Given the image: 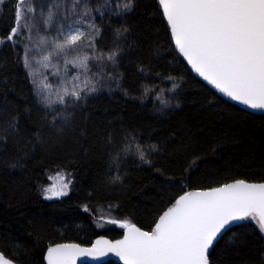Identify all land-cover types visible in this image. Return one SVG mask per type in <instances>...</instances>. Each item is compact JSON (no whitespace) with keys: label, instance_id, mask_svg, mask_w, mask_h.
<instances>
[{"label":"trees","instance_id":"1","mask_svg":"<svg viewBox=\"0 0 264 264\" xmlns=\"http://www.w3.org/2000/svg\"><path fill=\"white\" fill-rule=\"evenodd\" d=\"M17 1L6 0L0 11V252L6 258L44 264L53 245L121 236L124 228L98 229L101 218L152 231L187 191L264 182V115L225 101L190 72L158 0H132L117 15L92 12L99 30L91 43L92 74L102 75L106 88L93 79L95 91L51 110L37 103L24 69L23 31L7 39ZM172 85L180 87L179 106L152 114L151 99ZM56 171L71 177L67 195L46 200L43 190ZM209 264H264L256 222L229 229Z\"/></svg>","mask_w":264,"mask_h":264},{"label":"snow or ice","instance_id":"2","mask_svg":"<svg viewBox=\"0 0 264 264\" xmlns=\"http://www.w3.org/2000/svg\"><path fill=\"white\" fill-rule=\"evenodd\" d=\"M79 2L74 0L77 6ZM29 3L30 0H22L17 5V26L12 28L8 40H13L21 27L31 31L36 26L27 23L32 18L23 15L24 5ZM131 3L132 0H127L125 10L131 9ZM159 4L177 49L192 68L232 100L252 109H264V0H159ZM58 10L59 5L49 7L43 21L46 27ZM22 19L26 21L23 26ZM83 36L79 27L69 24L65 29L61 25L54 38V50L70 56ZM87 59L86 56L80 59L79 65L87 67ZM65 63L75 65L77 61ZM25 67L31 65L26 61ZM36 87L45 106L51 105L54 101L41 91L49 86L41 82ZM81 91L76 85L70 92L65 88L56 102L65 103L68 96L80 100ZM140 159H144L143 153ZM67 188L68 184L60 189L45 188L44 199L65 196ZM249 217L258 219L259 229L264 232V183L237 180L209 191L180 196L159 217L152 231H142L134 224L123 222L120 227L127 230L124 239L114 244L106 240H98L91 248L58 244L48 248L46 260L47 264H75L77 256H96L110 251L123 264H209V249L214 241L231 228L232 222ZM0 264L13 262L0 254Z\"/></svg>","mask_w":264,"mask_h":264},{"label":"rangeland","instance_id":"3","mask_svg":"<svg viewBox=\"0 0 264 264\" xmlns=\"http://www.w3.org/2000/svg\"><path fill=\"white\" fill-rule=\"evenodd\" d=\"M5 1L6 0L0 2V11L1 5ZM21 3L22 0L17 1V5ZM126 3L127 0H80L77 6L74 4V0H30L29 4L24 5L23 15L32 18L27 21V23L35 24L36 26L33 27L31 31H29L27 27L20 28V32L23 31V34H21L23 48L22 63L32 85L36 101L40 107L45 110H51L64 104L56 101H58V94H62L65 88L70 92L73 86L76 85L78 89H83L80 93L81 95L85 91L89 93L93 92L90 91V89H93V79L100 80L102 83L98 88L106 84L102 75L98 79V77L94 78L92 74V72H94L92 62L96 61V57L91 43H93L98 35L97 28L92 19V12L98 11L103 13L108 10L113 11L116 15L121 14L127 11L125 10ZM53 4L59 5L58 14L55 15L53 22L46 27L43 21L47 18L48 9ZM29 8L33 10L29 11ZM15 10L17 11V6ZM53 11L56 12L57 10L54 8ZM76 21H79V23H76ZM25 23L26 21L22 19L21 25L23 26ZM69 24H71L73 28L79 27L84 33V36L78 48L73 51L70 56H65L54 50V38L57 36V29L61 25L67 29ZM16 26L17 24L15 22V27ZM29 49L31 51H29ZM26 53H28L27 56ZM45 56L48 57V60L44 59ZM85 56L88 57L85 61L87 67L79 65V60L83 59ZM66 60H76L77 63L75 65L73 63H65ZM90 60L92 61L90 62ZM26 61L31 65L30 68L25 67ZM30 72L32 75H30ZM41 82L49 86L47 89L41 90L42 94L54 101L47 107L37 95L36 85ZM102 87L106 88L104 86ZM179 94L180 87L178 85L159 89L156 95L151 99L152 105L150 112L154 115L163 116L175 110L179 106ZM69 99L74 98L71 96L65 97V101ZM70 178V175L56 171L49 175V183L46 188L60 189L63 184H68L69 188ZM100 221L104 223L98 224L97 227L102 231L106 224L112 228L122 229L120 224L123 222L109 218H101ZM110 221H114V223Z\"/></svg>","mask_w":264,"mask_h":264},{"label":"water","instance_id":"4","mask_svg":"<svg viewBox=\"0 0 264 264\" xmlns=\"http://www.w3.org/2000/svg\"><path fill=\"white\" fill-rule=\"evenodd\" d=\"M158 4H159V0H158ZM159 7H160V9H161V13H162V16H163V18H164V20H165V22H166V24H167V26H168V29H169V33H170V36H171V30H170V27H169V25H168V23H167V19H166V17L163 15V9H162V7H161V5L159 4ZM171 40H172V44H173V46H174V48H175V50H176V52H177V54L179 55V57L182 59V61L185 63V65L188 67V69L190 70V72L200 81V82H202L206 87H208L210 90H212L217 96H219L220 98H222V99H224L225 101H227V102H229V103H231V104H233V105H235V106H237V107H239V108H241V109H243V110H245V111H248V112H250V113H254V114H262V115H264V109H252V108H250V107H248L247 105H244V104H241V103H239L238 101H235V100H232L230 97H228V96H226L224 93H222V92H220L218 89H216L212 84H210L208 81H206V80H204L203 79V77H201L193 68H192V66L188 63V61L183 57V55H181L180 54V52H179V50L177 49V47H176V45H175V42H174V40H173V38H172V36H171ZM237 181V180H236ZM236 181H233V182H230V183H227V184H232V183H235ZM245 182H247V181H245ZM247 183H264V182H247ZM225 185V184H224ZM224 185H222V186H224ZM222 186H218V187H222ZM215 188H217V187H215ZM211 189H213V188H209V189H204V190H193V191H187V192H185V193H183V194H181L180 196H183V195H185L186 193H188V192H197V191H209V190H211ZM180 196H178L176 199H175V201L180 197ZM175 201H174V203L171 205V206H169L168 208H170V207H172L174 204H175ZM167 208V209H168ZM167 209L165 210V211H167ZM164 211V212H165ZM163 212V213H164ZM162 213V214H163ZM161 214V215H162ZM160 215V216H161ZM247 219H252L251 217H249V218H246L245 220H247ZM158 220H159V218H158ZM158 220L156 221V223L158 222ZM245 220H242V221H234V222H232V225H231V228L230 229H232L233 227H235V226H238V225H240L241 223H243ZM255 222H256V224H257V226L259 227V224H258V219H253ZM155 223V224H156ZM137 227V226H136ZM154 227H155V225H154ZM154 227H153V229H154ZM139 228V227H138ZM152 229V230H153ZM142 230V229H141ZM126 229H124L123 230V232H122V234H121V236L120 237H118V238H116V239H114V240H111V239H109V238H107V237H105V236H98V237H96L92 242H91V244L90 245H88V246H84V245H79V244H77V243H60V244H76V245H78L79 247H81V248H91V247H93L95 244H96V242L98 241V240H106V241H109L110 243H115L116 241H119V240H122V239H124V236H125V233H126ZM142 231H144V230H142ZM227 232V231H226ZM226 232H224V234L226 233ZM223 234V235H224ZM262 234L264 235V232H262ZM222 235V236H223ZM221 236V237H222ZM220 237V238H221ZM219 238V239H220ZM219 239L218 240H216V241H214V245L219 241ZM56 245H58V244H56ZM56 245H53V246H51V247H55ZM214 245H213V247H214ZM213 247H211L210 249H209V255H210V253H211V251H212V249H213ZM47 251H48V249L46 250V252H45V254H44V264H47V260H46V255H47ZM0 254H2L1 252H0ZM209 255H208V259H209ZM11 261V260H10ZM109 261H113V262H115V263H117V264H123V261L117 256V255H115L113 252H110V251H107V252H105V253H103V254H97L96 256H84V255H81V256H77V258H76V261H75V264H105V263H107V262H109ZM13 262V261H12ZM13 264H16V263H14L13 262Z\"/></svg>","mask_w":264,"mask_h":264},{"label":"bare ground","instance_id":"5","mask_svg":"<svg viewBox=\"0 0 264 264\" xmlns=\"http://www.w3.org/2000/svg\"><path fill=\"white\" fill-rule=\"evenodd\" d=\"M158 95V94H157ZM154 108V107H153Z\"/></svg>","mask_w":264,"mask_h":264}]
</instances>
